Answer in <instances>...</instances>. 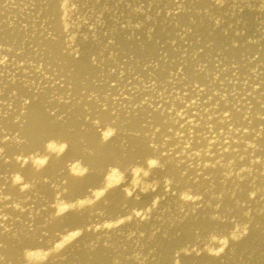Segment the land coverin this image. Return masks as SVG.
Wrapping results in <instances>:
<instances>
[{
	"label": "bare ground",
	"instance_id": "6f19581e",
	"mask_svg": "<svg viewBox=\"0 0 264 264\" xmlns=\"http://www.w3.org/2000/svg\"><path fill=\"white\" fill-rule=\"evenodd\" d=\"M0 264H264V0H0Z\"/></svg>",
	"mask_w": 264,
	"mask_h": 264
}]
</instances>
